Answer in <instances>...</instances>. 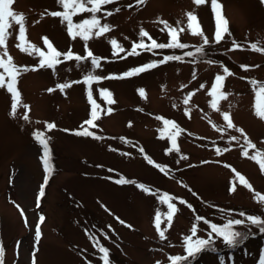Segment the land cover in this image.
Wrapping results in <instances>:
<instances>
[{"label": "rangeland", "instance_id": "1", "mask_svg": "<svg viewBox=\"0 0 264 264\" xmlns=\"http://www.w3.org/2000/svg\"><path fill=\"white\" fill-rule=\"evenodd\" d=\"M68 2L75 13L71 34L63 17L51 15L65 11L59 0H14L12 10L24 16L23 37L5 20L0 264H261L264 227L248 218L264 217V119L257 115L264 96L252 84L264 83V51L252 48H264V0H217L216 13L211 0H111L95 13ZM189 13L196 17L191 28ZM217 14L230 33L219 43ZM93 16L99 26L77 34L75 25ZM103 25L107 30L96 36ZM154 42L199 45L204 53L190 61L178 55L182 47ZM41 60L60 63L41 67ZM148 64L155 66L123 75ZM13 76L15 108L7 91ZM217 76L223 80L214 88ZM84 130L92 135L76 134ZM161 197L176 207L170 225L161 217L163 238L155 226L157 212L168 210ZM213 224L243 235L229 245ZM94 230L104 246L90 235ZM210 234L188 256V244Z\"/></svg>", "mask_w": 264, "mask_h": 264}, {"label": "snow or ice", "instance_id": "2", "mask_svg": "<svg viewBox=\"0 0 264 264\" xmlns=\"http://www.w3.org/2000/svg\"><path fill=\"white\" fill-rule=\"evenodd\" d=\"M14 0H0V45H4L5 43V20L6 18H10V21L15 23L16 25L19 26V34L20 37H23L24 35V24H23V20H24V16L23 14H17L16 12H14L11 8V5H13ZM60 3L63 4L65 11L63 12H52L51 15L52 16H57V17H63L64 21L68 22V31L71 34L72 33V29H73V23H72V15H75L74 12H69V2L68 0H59ZM86 2L88 4H91L92 7L89 9H86L84 7V2H82V0H72V7L77 9L78 11H90L92 13H95L97 11H99V6L103 5V4H108L111 2V0H86ZM140 2H143V0H140ZM195 2L197 4H203L204 0H195ZM211 4H212V10L214 13H216V10L218 7H220L217 4V0H211ZM189 17V28H191V21L196 20V17L193 16L191 13L188 14ZM162 23H165L162 21ZM99 26V21L95 18V16L92 17V19L89 20H84L81 24H77L75 25V27L77 29H81V32H78L77 34H86L88 32H90L93 28H97ZM107 25H103L102 27H100L99 31H96L94 34L96 36H100L104 31L107 30ZM202 35V33H199ZM225 34H229V30L227 27V21L226 19L223 17L222 14H217L216 15V31H215V40L217 43H219L222 39H224ZM141 35H147V33L145 32H141ZM85 39H87V35H85ZM172 39L175 40V30H172ZM113 44H115V41H112ZM204 43L207 44L208 40L205 39ZM234 46L239 47V45H236L235 42H233ZM183 47V45H164V44H156L155 42L151 45V47L154 48H164V47ZM146 50H148V47L145 46ZM252 48L258 51H264V48H257V46L255 44L252 45ZM199 51V49H197ZM132 54H136L135 52V48H133V52ZM89 55H91V53H89ZM66 59H70L71 58V53H68L65 56ZM76 59H81V57H76ZM166 59H178V57H167ZM11 60V58L9 57V61ZM163 62V61H162ZM53 63L55 64H59L60 61L59 60H53L51 62L49 61H45V60H41L40 61V66L44 67H52ZM92 63L94 65H97V61L95 59H93ZM4 66V62L3 60H0V67ZM98 66V65H97ZM154 64H148L145 65L144 67H139V68H134L131 71H127L125 72L123 75L124 76H133L136 75L138 73L144 72L147 68H151L154 67ZM229 75H231V73H229ZM89 79H92V77H89ZM98 79V77H97ZM15 78L14 76L8 81L7 83V91L12 93V98H13V108H15L17 106V104L19 103L18 101V93L15 90V82H14ZM223 80L222 76H217L216 77V84L213 86L214 88L217 87L220 84V81ZM252 84L255 85L256 90H257V97H261L264 96V83H257L256 81H252ZM4 86V77L2 74H0V87ZM58 87L61 88H66L68 87V85H60ZM48 91H52V89H49ZM142 93V90H141ZM185 103H187V101H185ZM215 106V105H213ZM26 107V106H25ZM257 115H259L262 119H264V111L260 110L259 108L257 109ZM25 119H27V115H25L24 117ZM93 118H95V112H93ZM224 119L228 122V127H234V125L231 123V121L229 120L228 114L225 113L224 114ZM87 124L91 125L93 123V121L90 119L88 121H86ZM54 127L53 124L49 123L47 125L48 129H52ZM237 131L243 132L242 129H237ZM77 135H84V136H89L92 135V133L88 132L87 130H84L83 132H78L76 133ZM37 139L39 140L40 144L43 145L44 148V153L45 156L47 157L48 155V147H47V142L45 139L41 138V135H37ZM231 139L236 140L238 139L237 137L233 136L231 137ZM245 141L247 143L248 147H255V145H252L250 142L247 141V137H245ZM227 150V149H225ZM244 155H247V151L244 152ZM251 159H256V156H252ZM45 163H47V160L45 161ZM149 163H151V161H149ZM260 163V167L262 170H264V160L259 161ZM237 177L240 181L241 184H246V181L244 179L243 176H240L239 173H237ZM117 183H132L131 181H125V180H118ZM140 188L144 189V185H139ZM145 191H148L147 189H144ZM234 190V189H232ZM42 194V193H41ZM167 196V194H165V197ZM171 198H164L161 197L160 198V202L162 204H166L167 205V212L165 213H160L157 212L156 214V220H155V226H156V230L159 233V236L161 238L164 237L165 232L163 230H161V217L163 216L165 221L170 225L172 223V218H173V213L176 211V207L173 203H170L169 200ZM262 201H264V197L261 198ZM181 203H184L183 201H181ZM190 207V205H189ZM23 215V213H22ZM41 220L44 219L43 216L40 217ZM198 219H200L198 217ZM252 223H258V218L256 217H249L248 218ZM234 223L236 224H240L242 223L241 220H236L234 221ZM211 229L212 232H214L217 236L221 237L225 243L231 245L235 238L237 236L240 235V233L238 232H233L230 229V225H225V227L223 229L217 228V226L215 224L211 225ZM196 228L195 226H193L192 232L193 234L195 233ZM40 231H39V226H37V231L35 233V239L38 241L40 238ZM191 238L190 237H185L186 241H189ZM211 240V234L209 235V239L205 240V239H198L195 241V244H188L187 247V251H188V256L190 257H194L196 253H198L199 251H201V249L203 247H205ZM102 252H104L105 254L107 253L106 249H101ZM173 261H177L180 259V257H173L172 258ZM105 264H107V260L105 261ZM261 264H264V259H262Z\"/></svg>", "mask_w": 264, "mask_h": 264}, {"label": "trees", "instance_id": "3", "mask_svg": "<svg viewBox=\"0 0 264 264\" xmlns=\"http://www.w3.org/2000/svg\"><path fill=\"white\" fill-rule=\"evenodd\" d=\"M178 48V47H177ZM197 49H199V51L197 50ZM178 51H177V53H178V55L180 56V54L181 55H183V56H181V57H186L187 56V58L188 59H190V61H196V60H198V58L202 55V53H204V51L202 50V47L201 46H199V45H194V46H192V45H188L187 47H185V46H183L182 48H179V49H177ZM178 55H175L174 57H176V56H178ZM52 170H54V169H52ZM53 172V171H52ZM45 184H46V182H45ZM44 184V185H45ZM259 220H260V222H258V223H256V225L259 227V228H262V227H264V217H261V218H259ZM222 227V226H221ZM92 231V230H91ZM99 232H102V230L99 228ZM237 232L238 233H240V235L243 233V230H237ZM91 236H92V238L94 239V241L97 243V244H100V245H102V246H104L103 244H102V242L98 239V234L96 233V231L94 230L93 232H92V234H90ZM239 235V236H240ZM243 235V234H242ZM241 235V236H242ZM106 236V235H105ZM103 248H105V247H103Z\"/></svg>", "mask_w": 264, "mask_h": 264}]
</instances>
